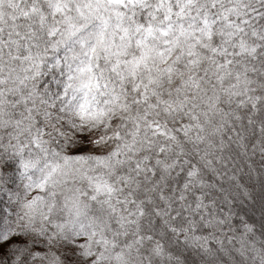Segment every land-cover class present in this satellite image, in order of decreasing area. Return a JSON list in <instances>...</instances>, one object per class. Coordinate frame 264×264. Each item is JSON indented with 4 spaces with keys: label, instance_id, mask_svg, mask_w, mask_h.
Listing matches in <instances>:
<instances>
[{
    "label": "clouds",
    "instance_id": "obj_1",
    "mask_svg": "<svg viewBox=\"0 0 264 264\" xmlns=\"http://www.w3.org/2000/svg\"><path fill=\"white\" fill-rule=\"evenodd\" d=\"M51 2L0 0V209L44 248L28 264L69 246L88 264H264V0H65L83 27L58 50ZM97 3L122 12L103 44Z\"/></svg>",
    "mask_w": 264,
    "mask_h": 264
},
{
    "label": "snow or ice",
    "instance_id": "obj_2",
    "mask_svg": "<svg viewBox=\"0 0 264 264\" xmlns=\"http://www.w3.org/2000/svg\"><path fill=\"white\" fill-rule=\"evenodd\" d=\"M107 3L110 5L123 6L125 0H107ZM49 7L53 16L59 14L62 17L63 31H61L60 27H58L56 23L50 25L48 28L51 48L53 50H58L61 45L67 47L70 42V38L80 32L83 26L77 24L74 21V18L68 14L65 6V0H52ZM37 11L38 9L33 6L31 9L24 10L22 14L27 17L30 14H35ZM77 11L82 18L87 19L85 13L79 6H77ZM89 12L92 15H95L96 19L100 21V30L96 33V36L99 42L103 44L106 30L110 25L112 16L119 18L122 15V12L119 8H113L111 10L112 14L105 17L101 12L99 3H97V7L95 9H92L91 5H89ZM13 19L15 18L13 17ZM245 22L247 23V21ZM41 23H45V17L43 14H41ZM117 27H119V25H117ZM17 35L20 34L17 33ZM25 39H28V37L26 36ZM12 43H16L18 45L19 41H12ZM81 46L85 48L88 47L85 42H81ZM69 51H71V49H69ZM89 52L91 54H95L96 46L92 45L88 51L84 52V55L88 56ZM37 55H39V53H37ZM26 58L31 59L30 52ZM59 63L60 61L57 59V64ZM86 70L91 71L90 63L79 68L80 72H84ZM84 139H87V137H84ZM34 206L35 201H32L28 205L30 208ZM5 215L6 213L4 210L0 209V264H28L29 260L35 261V259L40 257L41 253L44 251L41 243L38 242V237L31 231L21 230L7 223L4 219ZM76 252L77 249L71 246L65 249L63 259L66 264H88V261L82 259L81 256H77Z\"/></svg>",
    "mask_w": 264,
    "mask_h": 264
}]
</instances>
